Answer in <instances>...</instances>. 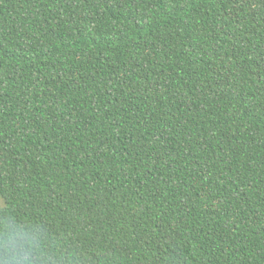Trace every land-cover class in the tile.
Returning <instances> with one entry per match:
<instances>
[{"label": "trees", "instance_id": "1", "mask_svg": "<svg viewBox=\"0 0 264 264\" xmlns=\"http://www.w3.org/2000/svg\"><path fill=\"white\" fill-rule=\"evenodd\" d=\"M0 198L31 264H264V0H0Z\"/></svg>", "mask_w": 264, "mask_h": 264}, {"label": "clouds", "instance_id": "2", "mask_svg": "<svg viewBox=\"0 0 264 264\" xmlns=\"http://www.w3.org/2000/svg\"><path fill=\"white\" fill-rule=\"evenodd\" d=\"M5 240L9 244L13 245L9 249L12 252L13 259L10 260L9 264H31L29 260V253L31 249V240L24 234L17 233L15 237L8 235L6 233L0 232V247H4ZM3 264V261H0Z\"/></svg>", "mask_w": 264, "mask_h": 264}, {"label": "rangeland", "instance_id": "3", "mask_svg": "<svg viewBox=\"0 0 264 264\" xmlns=\"http://www.w3.org/2000/svg\"><path fill=\"white\" fill-rule=\"evenodd\" d=\"M5 206V203L2 198H0V208H3Z\"/></svg>", "mask_w": 264, "mask_h": 264}]
</instances>
